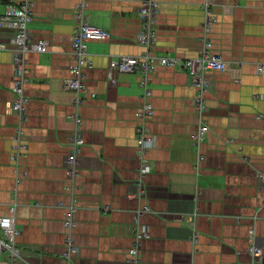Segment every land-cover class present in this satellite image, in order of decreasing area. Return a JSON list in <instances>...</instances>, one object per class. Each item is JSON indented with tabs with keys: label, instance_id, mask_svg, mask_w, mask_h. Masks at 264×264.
<instances>
[{
	"label": "crops",
	"instance_id": "1",
	"mask_svg": "<svg viewBox=\"0 0 264 264\" xmlns=\"http://www.w3.org/2000/svg\"><path fill=\"white\" fill-rule=\"evenodd\" d=\"M21 1L0 0V16L6 5ZM156 1L157 55L194 58L203 40H210L211 53L230 65L207 73L210 84L202 97L209 130L199 171L192 144L198 91L183 70L156 66L149 77L153 115L147 122L155 146L146 152L150 171L141 183L135 140L141 75L115 71L116 82L108 78L112 60L145 50L138 41L141 0H87L91 24L110 37L87 44L92 66L83 70V88L76 90L62 82L73 77L79 1L33 0L32 40L48 46L44 53L25 54L27 118L18 159L11 32L0 27L6 46L0 50V216L16 205L23 260L15 264H62L66 229L79 252L72 264H133L129 250L143 228L147 237L140 241L137 264H252L251 230L264 256V0H212L210 32L203 26L207 0ZM76 130L83 143L72 183L64 160ZM0 264H8L6 254Z\"/></svg>",
	"mask_w": 264,
	"mask_h": 264
},
{
	"label": "built area",
	"instance_id": "2",
	"mask_svg": "<svg viewBox=\"0 0 264 264\" xmlns=\"http://www.w3.org/2000/svg\"><path fill=\"white\" fill-rule=\"evenodd\" d=\"M74 18L77 24L75 33L73 34L71 46L72 54L75 60L70 71L72 78L64 80L62 86L66 89L76 90L83 88L82 80L84 78L83 70L91 68L87 44L90 41H104L109 39L110 33L104 31L97 26L91 24L89 15L86 13L87 0H78ZM33 0H22L19 4H8L5 7L4 13L0 16V27L6 28L11 32V43L13 52L12 60L14 64L15 81L12 87L14 95L11 111L19 118L16 126V135L14 137L13 150L14 159H18L17 153L25 148L23 139V128L27 118L26 103L27 97L24 93V86L28 81L26 76V58L27 52L44 53L47 51L48 43L44 40L34 42L29 29V24L33 18L32 14ZM212 0H207L203 4L204 24L206 32H210L214 23L215 15L211 10ZM159 13V4L156 0H141V5L137 10V16L141 21V30L138 35L139 43L145 48L144 52L137 57H119L110 62L108 68V78L111 83L116 80L113 76L115 71L121 73L139 72L141 75L140 87L143 90L142 104L139 111L136 113V144L138 147L137 157L141 162L139 168V182L145 174L150 171V166L146 163L145 155L148 149L155 146L154 136L149 135L147 122L153 115V106L149 101L151 97L150 91V74L154 71L157 65L171 67L178 70H183L187 75V81L193 88L197 89L198 95L194 101V110L198 118V127L192 134V144L197 152L196 169L199 171L200 164L204 160L200 148L203 139L208 132V127L204 123V115L207 110L205 101L202 97V92L206 87H209V79L207 73L210 71H226L230 63L225 61L221 56L211 53L212 44L210 40H203V46L198 56L190 59L179 60L176 57L160 56L154 52L156 44V24ZM6 49V46L0 43V50ZM10 49V48H7ZM264 124V116H259ZM83 143L80 132L75 131L72 136L71 150L65 157V170L68 179L73 183L78 175V153L80 146ZM261 182L264 183V177L261 176ZM74 185L72 187L71 203L66 211L65 226L73 227V217L75 212L74 207ZM16 205L9 207V215L0 216V255L6 254L8 264H15L23 260L22 252L16 244L19 230L15 224ZM145 210L139 213H144ZM147 237L145 228L134 233V244L129 250V256L132 257V263L137 264L140 241ZM196 237V236H195ZM78 248L73 239V233L66 229L65 250L62 254V264H72L73 257H77ZM250 255L252 264H258L263 259V252L258 238L253 230L250 231Z\"/></svg>",
	"mask_w": 264,
	"mask_h": 264
}]
</instances>
